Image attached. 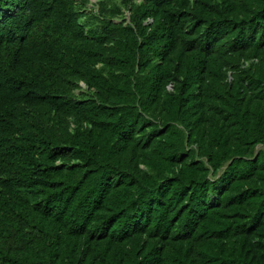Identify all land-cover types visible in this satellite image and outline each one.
I'll return each mask as SVG.
<instances>
[{"label":"trees","instance_id":"16d2710c","mask_svg":"<svg viewBox=\"0 0 264 264\" xmlns=\"http://www.w3.org/2000/svg\"><path fill=\"white\" fill-rule=\"evenodd\" d=\"M0 0V264H264V0Z\"/></svg>","mask_w":264,"mask_h":264},{"label":"rangeland","instance_id":"374dc122","mask_svg":"<svg viewBox=\"0 0 264 264\" xmlns=\"http://www.w3.org/2000/svg\"><path fill=\"white\" fill-rule=\"evenodd\" d=\"M96 1H97V0H90V3L88 4V6L91 7L92 4H95Z\"/></svg>","mask_w":264,"mask_h":264}]
</instances>
